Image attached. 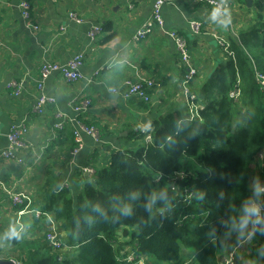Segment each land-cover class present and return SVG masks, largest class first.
I'll return each mask as SVG.
<instances>
[{"label":"crops","instance_id":"crops-1","mask_svg":"<svg viewBox=\"0 0 264 264\" xmlns=\"http://www.w3.org/2000/svg\"><path fill=\"white\" fill-rule=\"evenodd\" d=\"M21 1L0 0V154L10 148L8 135L13 126L26 128L23 140L28 145L26 150L15 151L14 158L0 155V260L16 264L24 262L11 258L22 242H45L47 221L34 214L20 218L10 192L28 196L30 209L36 211L47 206L54 209L53 198L65 189L70 190L69 196L76 203L86 186L94 184L97 170L108 169L113 154L132 147L135 134L144 135L145 144H151L153 138L148 143L146 134L160 118L170 113L177 118H200L207 101V85L218 71L228 67L231 58L236 62L230 38L239 39L243 31L264 21V0H226L222 13L189 0L165 4L160 10L163 26L153 18L156 0H27L32 7L30 23L22 17ZM72 13L83 22L73 21ZM150 23L151 32L134 41ZM194 23L201 24L199 30ZM94 27L102 28L95 40L90 37ZM173 32L186 41L198 71L188 85V93L183 84L187 68L171 37ZM79 55L84 57L80 81H67L55 73L45 81L43 90L39 89L40 70L46 62L67 65ZM12 81L23 84L20 95L9 87ZM128 81L143 85L148 100L127 98ZM241 82L237 71L234 89L241 90ZM41 95L52 101L45 113L38 115L34 108ZM78 96L91 102L81 114L72 107ZM240 97L232 100L238 102ZM192 103L197 110L190 115L188 105ZM58 112L66 117L63 130L56 128ZM76 119L99 132L98 140L82 136L78 154H74L81 146L75 139ZM73 142L76 147L71 150ZM87 168L94 172L89 173ZM252 175L250 199L259 195L264 151L257 155ZM45 214L59 225L64 244L67 233L61 223L50 213ZM124 234L119 233L117 244L132 240ZM64 245L62 251L50 248L59 255L70 253L71 247ZM126 249L121 250L124 258L135 253ZM24 255L26 250L17 252V256ZM138 258L145 264L152 263L148 257Z\"/></svg>","mask_w":264,"mask_h":264},{"label":"trees","instance_id":"trees-1","mask_svg":"<svg viewBox=\"0 0 264 264\" xmlns=\"http://www.w3.org/2000/svg\"><path fill=\"white\" fill-rule=\"evenodd\" d=\"M230 49L236 62L231 58L207 85L200 118H160L149 130L153 142L135 134L132 147L113 154L76 203L65 189L53 198L54 209H40L61 223L69 254L52 252L45 239L22 242L11 258L23 264H130L121 251L130 246L151 264H218L232 249L236 230L252 221V165L264 151V93L255 80L256 71L264 74V21L231 37ZM237 71L242 95L234 102ZM128 228L132 240L117 244L119 231L128 236ZM249 240L239 264H264V223ZM24 250L26 260L17 256Z\"/></svg>","mask_w":264,"mask_h":264},{"label":"built area","instance_id":"built-area-1","mask_svg":"<svg viewBox=\"0 0 264 264\" xmlns=\"http://www.w3.org/2000/svg\"><path fill=\"white\" fill-rule=\"evenodd\" d=\"M184 0H156L155 1V11H154V21L159 24L160 26H163V20L161 18L160 10L162 6L165 4H178L181 3ZM192 3H202L207 4L215 10L222 13L224 9L226 8L225 1L226 0H189ZM19 8L21 10L22 17L24 21L30 22L32 21V7L31 3L27 0H22L19 4ZM73 21L80 24L83 22V20L77 16V14L72 13L70 14ZM195 28L199 30L201 24L200 23H194ZM153 24L150 23L142 30L138 32V34L134 37V41H140V39L144 38L147 34H149L152 30ZM36 28H39V26H35ZM102 33L101 27H94L93 30L90 32L91 39L95 40L96 37ZM171 37L176 41L177 48L179 51V55L181 57L182 64L187 68V73L185 75V78L183 80V84L186 90V93H188V85L194 80V78L197 76L198 71L193 66L192 62V56L189 51V48L187 47L186 41L177 33H171ZM231 56H234V54L231 51H228ZM83 59L84 57L82 55L74 57L67 65H60L56 63H45L40 72H41V81L39 84V89L43 90L45 81L49 78L50 75L59 73L63 76L64 79L67 81H73L77 82L80 81L82 78V75L80 74V68L83 65ZM256 80L260 86L261 91L264 93V74L256 72ZM128 87V93L126 95L127 98L131 97H137L140 99L148 100V97L146 93L143 90V85L141 84H134L131 81H128L126 83ZM23 84L21 82L12 81L9 84V87L13 89L15 95H20L22 92ZM241 95V90L236 87L233 91L230 93V98L233 100H238ZM193 99V98H192ZM52 100L46 98L44 95H41L36 103V106L34 108V112L38 115H41L45 113L46 106L48 103H50ZM91 106V102L89 100L81 99L79 96L74 99L73 101V109L77 113H83L87 111ZM189 112L191 115V112L195 113L197 110V107L194 103L188 105ZM56 117L59 119V122L56 124V128L58 130H63L66 125V117L62 115L60 112L56 114ZM192 118V117H191ZM75 124L77 126V130L75 131V139L77 143H79L81 146L80 148H77L74 152V154H78L82 148V136L84 134H87L89 136H92L95 140L99 139V132L96 128L90 127L84 122H82L79 119L75 120ZM26 131L25 127H17L13 126L11 129V132L8 135V140L10 142V148L6 151H3L0 155L5 159H11L14 158L15 151L19 149L26 150L28 148V145L25 144L23 140V134ZM152 140L151 135L148 133L146 134V141L150 143ZM86 171L89 173H93L94 170L91 168H87ZM262 184L259 187V195H253L250 199V207L252 211V226L251 231H256L258 228L264 223V175L262 177ZM11 199L14 203V206L16 207H23L20 211H18L19 217L27 214H34L37 219H43L45 218L47 221V232H46V240L49 244V246L55 250V251H62L66 249V246L62 242V232L59 227V225L47 214L31 210V202L28 196H26L23 193H13L10 192ZM238 247L239 244L229 250L230 252L227 254V257L222 259L218 262V264H237L238 260ZM123 261L130 264H145L144 260L139 259L137 255H135L134 252H131L128 254Z\"/></svg>","mask_w":264,"mask_h":264},{"label":"rangeland","instance_id":"rangeland-1","mask_svg":"<svg viewBox=\"0 0 264 264\" xmlns=\"http://www.w3.org/2000/svg\"><path fill=\"white\" fill-rule=\"evenodd\" d=\"M252 221L251 222H245L240 228H238L236 230V232L234 233V235L232 236V240H230V247L232 246V248L236 247L239 244L238 247V260H237V264H239V262H241L244 259V255L246 253L247 248H249L247 245H249L250 242V238L251 236L254 234V231L250 230V227L252 226ZM128 236L130 239H132L133 236V232L134 230L132 228H128ZM120 234H124L125 231L124 229H121L119 231ZM120 237V235H119ZM120 240V239H119ZM129 242V241H127ZM126 252H131V248L128 247L126 249ZM230 251H227L224 255H221L219 257V261H221L222 259L227 257V254ZM147 264H151L150 262H148ZM164 264H168V263H164ZM175 264V263H172Z\"/></svg>","mask_w":264,"mask_h":264},{"label":"water","instance_id":"water-1","mask_svg":"<svg viewBox=\"0 0 264 264\" xmlns=\"http://www.w3.org/2000/svg\"><path fill=\"white\" fill-rule=\"evenodd\" d=\"M0 264H16V263L12 260H0Z\"/></svg>","mask_w":264,"mask_h":264}]
</instances>
